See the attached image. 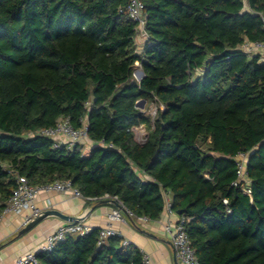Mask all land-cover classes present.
<instances>
[{"label": "trees", "instance_id": "trees-1", "mask_svg": "<svg viewBox=\"0 0 264 264\" xmlns=\"http://www.w3.org/2000/svg\"><path fill=\"white\" fill-rule=\"evenodd\" d=\"M139 1L141 53L130 0H0V215L18 176L70 181L149 221L168 197L199 264H264V62L241 49L264 43V0ZM62 118L88 124L89 153L38 134ZM240 153L249 195L233 185ZM100 230L69 234L40 263L142 264L123 237L98 245Z\"/></svg>", "mask_w": 264, "mask_h": 264}, {"label": "built area", "instance_id": "built-area-1", "mask_svg": "<svg viewBox=\"0 0 264 264\" xmlns=\"http://www.w3.org/2000/svg\"><path fill=\"white\" fill-rule=\"evenodd\" d=\"M144 5L139 0H130L127 7V12L129 16L138 23V36L142 35L147 38L144 27H145V15H144ZM241 49L250 56H259L260 61L264 62V43H252L245 41ZM88 124L85 122L81 128H74L68 118L59 119L53 127L39 131V135L51 138L54 140L55 148H60L65 146L68 150H74L85 143L91 141L88 137ZM147 138V137H146ZM145 138V140H146ZM145 142V141H144ZM104 145V143H103ZM112 148V145H109ZM249 155L247 153H240L235 159L238 170V179L233 184L234 186H241L245 194H250L249 185L250 181L247 177V165H248ZM71 192L75 197L83 198L80 192L75 189L70 181H56L54 183L42 185V186H32L29 184L25 177H17V188L14 191L11 198L6 203L0 215V221L5 216L18 215L23 216L22 228L27 227L34 218H36L42 211L36 206L37 198L40 194H51V193H66ZM108 196L105 200H109ZM114 202L118 203L121 208L115 210L110 216V221H121V211H125L127 215L132 216V214L125 210L122 204L117 200V198L112 199ZM224 203L227 205L228 202L225 200ZM165 212L168 214L169 219L164 225L165 232L170 236L172 244L176 249L177 256L182 264H199L198 259L194 250L191 247L190 240L185 230V219H177L176 221L171 220V217L175 215L171 211L170 199H166V209ZM145 222L149 221L147 219H142ZM91 228L81 223H71L67 222L57 226L53 231H51L44 242L41 244L37 251H28L27 253L19 256L15 264H41L38 255L40 253H49L53 251L56 246L63 242L69 234L85 235ZM123 237L121 232L108 227L100 230V240L98 245H102L105 240L110 237ZM125 245L130 244L129 241L125 240ZM142 264H153L149 256L143 254Z\"/></svg>", "mask_w": 264, "mask_h": 264}, {"label": "crops", "instance_id": "crops-1", "mask_svg": "<svg viewBox=\"0 0 264 264\" xmlns=\"http://www.w3.org/2000/svg\"><path fill=\"white\" fill-rule=\"evenodd\" d=\"M146 38H136L137 51L141 53ZM93 143L80 146L84 154L89 153ZM36 206L43 212L57 210L73 218H78L83 225L91 229L114 228L121 232L123 238L134 244L142 254L149 256L153 264H182L177 256L170 236L164 225L169 219L164 212L159 221L135 219L121 211V221H110L109 216L118 209L112 203L97 202L75 197L71 192L40 194ZM23 216L9 215L0 221V264H15L16 259L28 251H37L47 235L57 226L67 223L58 218H48L27 234L20 236L23 230ZM176 221L177 216L171 217Z\"/></svg>", "mask_w": 264, "mask_h": 264}, {"label": "water", "instance_id": "water-1", "mask_svg": "<svg viewBox=\"0 0 264 264\" xmlns=\"http://www.w3.org/2000/svg\"><path fill=\"white\" fill-rule=\"evenodd\" d=\"M140 73H141L142 77L139 80V82H141V80L144 78V72L141 70ZM137 107L143 109L145 107V101L138 102ZM103 203H109V201H104ZM112 203L114 205H116L117 207L121 208L118 205V203H116L114 201ZM178 215H180V213H178ZM52 217L58 218V219L63 220L65 222H71V223H78L81 221L78 218L70 217L66 214H63V213L57 211V210H46V211L41 212L36 218H34L33 221L27 227L23 228V230L20 232L19 235L23 236V235L27 234L32 229H34L36 226H38L42 221H44L48 218H52Z\"/></svg>", "mask_w": 264, "mask_h": 264}, {"label": "rangeland", "instance_id": "rangeland-1", "mask_svg": "<svg viewBox=\"0 0 264 264\" xmlns=\"http://www.w3.org/2000/svg\"><path fill=\"white\" fill-rule=\"evenodd\" d=\"M139 66V64H138ZM141 68L140 66L137 68V70L135 71V74H134V78L135 80L138 82L140 79H141ZM146 106V105H145ZM145 108V107H144ZM144 108L142 110H144ZM147 113L152 116V117H155L156 115V112H157V106L154 105V104H151L150 106L147 107ZM135 135H136V140L139 142V143H144L145 141V138L147 137V131L144 127H138L136 128L135 130Z\"/></svg>", "mask_w": 264, "mask_h": 264}]
</instances>
